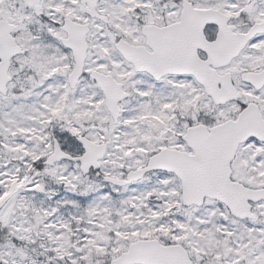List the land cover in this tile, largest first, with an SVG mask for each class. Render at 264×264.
<instances>
[{
  "label": "snow or ice",
  "instance_id": "1",
  "mask_svg": "<svg viewBox=\"0 0 264 264\" xmlns=\"http://www.w3.org/2000/svg\"><path fill=\"white\" fill-rule=\"evenodd\" d=\"M0 264H264V0H0Z\"/></svg>",
  "mask_w": 264,
  "mask_h": 264
}]
</instances>
